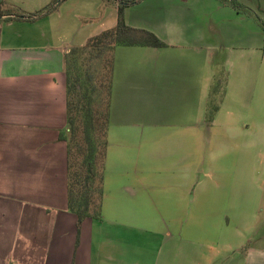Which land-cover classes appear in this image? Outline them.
<instances>
[{
    "label": "crops",
    "instance_id": "crops-1",
    "mask_svg": "<svg viewBox=\"0 0 264 264\" xmlns=\"http://www.w3.org/2000/svg\"><path fill=\"white\" fill-rule=\"evenodd\" d=\"M232 1L125 9L166 46L114 51L102 218L79 229L65 56L114 28L118 3L0 0L42 13L0 23V264H264V30Z\"/></svg>",
    "mask_w": 264,
    "mask_h": 264
},
{
    "label": "trees",
    "instance_id": "trees-1",
    "mask_svg": "<svg viewBox=\"0 0 264 264\" xmlns=\"http://www.w3.org/2000/svg\"><path fill=\"white\" fill-rule=\"evenodd\" d=\"M108 1L118 3L117 25L90 38L86 45L72 48L65 56L67 127L61 139L68 147V210L77 216L79 229L86 219L102 218L114 51L118 47L166 46L152 32L126 24L125 9L140 0ZM221 1L239 7L232 0ZM56 8L57 3L45 12ZM39 16L42 13L8 11L0 2V23L33 21ZM98 59L102 60L100 72L93 70V62Z\"/></svg>",
    "mask_w": 264,
    "mask_h": 264
},
{
    "label": "rangeland",
    "instance_id": "rangeland-1",
    "mask_svg": "<svg viewBox=\"0 0 264 264\" xmlns=\"http://www.w3.org/2000/svg\"><path fill=\"white\" fill-rule=\"evenodd\" d=\"M90 1H97L96 3H98L100 0H90ZM240 4H242V6H244V9H252V7L254 8V6L257 7V13L258 16L260 17V22L261 25H264V0H237ZM24 3V2H23ZM23 3H21V5H18L20 7H14V6H10L5 4L6 9L8 11L11 12H22L25 13L27 12L28 7L26 5H23ZM95 4H86L85 6L80 7V10L82 11H86L89 14H92L91 18H97L94 19L92 21H88V26H100L103 21H104V12L96 9V7L94 6ZM98 5V4H97ZM250 6V7H249ZM259 6H262V10H259ZM263 28V26H262ZM105 58V56H104ZM102 69V60L98 59V60H94L93 62V70L100 72V70ZM150 256H148L146 259H148ZM152 262V261H151Z\"/></svg>",
    "mask_w": 264,
    "mask_h": 264
}]
</instances>
